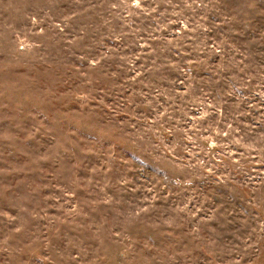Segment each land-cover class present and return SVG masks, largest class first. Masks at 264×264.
I'll list each match as a JSON object with an SVG mask.
<instances>
[{"label": "rangeland", "instance_id": "obj_1", "mask_svg": "<svg viewBox=\"0 0 264 264\" xmlns=\"http://www.w3.org/2000/svg\"><path fill=\"white\" fill-rule=\"evenodd\" d=\"M0 264H264V0H0Z\"/></svg>", "mask_w": 264, "mask_h": 264}]
</instances>
